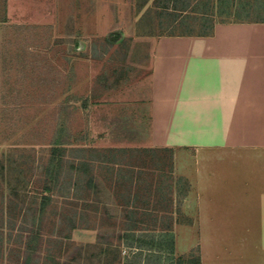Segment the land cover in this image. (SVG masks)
<instances>
[{
    "label": "rangeland",
    "instance_id": "374dc122",
    "mask_svg": "<svg viewBox=\"0 0 264 264\" xmlns=\"http://www.w3.org/2000/svg\"><path fill=\"white\" fill-rule=\"evenodd\" d=\"M222 25H264V0H0V264H197L176 151L107 141L105 108L160 39Z\"/></svg>",
    "mask_w": 264,
    "mask_h": 264
},
{
    "label": "crops",
    "instance_id": "0c3cea01",
    "mask_svg": "<svg viewBox=\"0 0 264 264\" xmlns=\"http://www.w3.org/2000/svg\"><path fill=\"white\" fill-rule=\"evenodd\" d=\"M125 94L105 108L107 141L176 151L200 264H264V25L160 39L150 74Z\"/></svg>",
    "mask_w": 264,
    "mask_h": 264
},
{
    "label": "trees",
    "instance_id": "16d2710c",
    "mask_svg": "<svg viewBox=\"0 0 264 264\" xmlns=\"http://www.w3.org/2000/svg\"><path fill=\"white\" fill-rule=\"evenodd\" d=\"M64 144H60V146H63ZM57 147H53L52 151L55 152ZM197 264H200V260H197Z\"/></svg>",
    "mask_w": 264,
    "mask_h": 264
}]
</instances>
